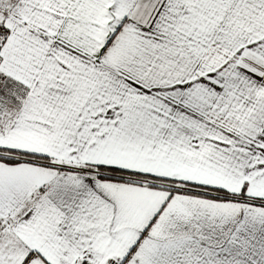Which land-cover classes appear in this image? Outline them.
<instances>
[{"label":"snow or ice","instance_id":"1","mask_svg":"<svg viewBox=\"0 0 264 264\" xmlns=\"http://www.w3.org/2000/svg\"><path fill=\"white\" fill-rule=\"evenodd\" d=\"M0 264H264V0H0Z\"/></svg>","mask_w":264,"mask_h":264}]
</instances>
